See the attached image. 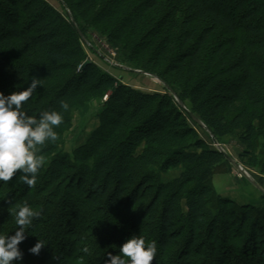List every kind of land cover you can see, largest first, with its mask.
I'll return each instance as SVG.
<instances>
[{"label": "trees", "instance_id": "trees-1", "mask_svg": "<svg viewBox=\"0 0 264 264\" xmlns=\"http://www.w3.org/2000/svg\"><path fill=\"white\" fill-rule=\"evenodd\" d=\"M59 1L64 10L0 0V91L39 79L22 111L64 117L58 140L40 146L35 188L19 171L0 182V234H15L12 210L25 202L40 213L16 264H108L132 236L156 244L152 264H264V207L217 190L214 176L229 160L189 115L218 141L237 134L242 157L264 174V0ZM90 29L184 105L168 88L144 92L94 62L81 70L80 31ZM92 99L104 104L99 125L68 153L61 147L74 112ZM174 168L180 175L164 181Z\"/></svg>", "mask_w": 264, "mask_h": 264}, {"label": "clouds", "instance_id": "clouds-1", "mask_svg": "<svg viewBox=\"0 0 264 264\" xmlns=\"http://www.w3.org/2000/svg\"><path fill=\"white\" fill-rule=\"evenodd\" d=\"M38 85L39 79H31L29 86L22 91L5 95L0 91V182L8 183L19 171L20 179L29 187L35 188L38 173L45 163L40 155V146L48 141L58 140L56 129L63 123L60 111H43L39 118L22 111ZM64 110L68 104L61 102ZM18 226L14 235L0 234V264H16L22 260L19 244L26 239L25 229L40 215L27 202L13 209ZM44 242L39 240L30 251L39 254ZM120 255L109 253L108 264H152L157 255L154 242L146 243L143 237L132 236L119 247Z\"/></svg>", "mask_w": 264, "mask_h": 264}, {"label": "rangeland", "instance_id": "rangeland-1", "mask_svg": "<svg viewBox=\"0 0 264 264\" xmlns=\"http://www.w3.org/2000/svg\"><path fill=\"white\" fill-rule=\"evenodd\" d=\"M47 1H49L59 10H64V7L59 0ZM83 47L87 53L86 59L90 57L93 62L96 63L101 69L110 75L115 76L121 82L144 92H164L166 90V86L163 84V82L150 75V72L145 74L133 71L141 69L137 68L131 63H128L125 60L124 55L114 46H112L105 36L94 31L93 29H90L86 37L83 38ZM102 101L105 103L104 98ZM102 101L92 99L85 106L77 109L74 112L72 127L66 132L61 149L68 153H72V151L76 147H79L81 144H83L86 141L87 136L98 127L100 122L99 115L104 105ZM190 121L194 123L192 118ZM197 129L200 135L205 138L212 147L219 148V146L213 142L212 136L207 130L198 126ZM219 144L220 148H222L235 160L241 163L244 169L253 177L255 181L260 177V174H263L260 172L258 167H255L250 163L249 158L242 157L244 145L239 141L237 134L229 135L220 139ZM180 172L181 168L171 169L163 174V180L168 181L178 177ZM214 184L221 194L228 196L237 202H239V196L236 197L234 192H245L247 187L252 188L251 184L256 188L258 187V185H255L244 174L240 176V171L230 160L225 166L222 167L221 172L215 174ZM259 187L258 189L264 194V190L262 188L260 189ZM252 199L253 198L250 199L251 202L249 203L256 205V201Z\"/></svg>", "mask_w": 264, "mask_h": 264}, {"label": "water", "instance_id": "water-1", "mask_svg": "<svg viewBox=\"0 0 264 264\" xmlns=\"http://www.w3.org/2000/svg\"><path fill=\"white\" fill-rule=\"evenodd\" d=\"M64 6H65V8H66V10L69 12V13H71L70 12V9L68 8V6L66 5V4H64ZM80 34H81V36L83 37V38H85V36L83 35V33L80 31ZM90 63H93V60L89 57L88 59H86L85 61H84V63L81 65V70H84L86 67H87V65L88 64H90ZM133 71H135V72H141V73H145V74H148L147 72H144V71H142V70H133ZM150 75H152L153 77H155V78H158L161 82H163V84L166 86V88H168L170 91H171V93L178 99V95H177V92L167 83V82H165L164 80H162L161 78H159L156 74H151L150 73ZM179 100V99H178ZM180 101V103L182 104V105H184L183 104V102L181 101V100H179ZM185 107V106H184ZM189 115L191 116V118L195 121V122H197L200 126H202L205 130H207L209 133H210V135L212 136V139H213V142L216 144V145H218L219 146V150L220 151H222L224 154H225V156L234 164V166L239 170V171H241L247 178H249L255 185H258V183L253 179V177L244 169V167L241 165V163H239L237 160H235L232 156H230L227 152H225L222 148H220V144H219V141L217 140V138L213 135V133H211V131L207 128V126L205 125V123L197 116V115H195L194 113H192V112H189ZM258 187H259V185H258ZM260 188V187H259ZM261 189V188H260Z\"/></svg>", "mask_w": 264, "mask_h": 264}, {"label": "crops", "instance_id": "crops-1", "mask_svg": "<svg viewBox=\"0 0 264 264\" xmlns=\"http://www.w3.org/2000/svg\"><path fill=\"white\" fill-rule=\"evenodd\" d=\"M259 176L260 177L256 179V182L258 183L260 188H262L264 190V174H260ZM251 187L252 188L247 187L245 192H240V193L234 192L236 197L239 196V202L238 203L252 204L249 202H251L250 199L253 198L252 200L256 201V206L264 207V194L258 189V187L256 188L252 184H251ZM253 205H255V204H253Z\"/></svg>", "mask_w": 264, "mask_h": 264}, {"label": "built area", "instance_id": "built-area-1", "mask_svg": "<svg viewBox=\"0 0 264 264\" xmlns=\"http://www.w3.org/2000/svg\"><path fill=\"white\" fill-rule=\"evenodd\" d=\"M107 98V96H105V98L104 99H106ZM243 175V173L240 171V176H242Z\"/></svg>", "mask_w": 264, "mask_h": 264}]
</instances>
